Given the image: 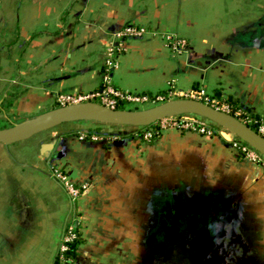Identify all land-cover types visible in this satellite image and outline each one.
<instances>
[{
	"label": "crops",
	"instance_id": "0c3cea01",
	"mask_svg": "<svg viewBox=\"0 0 264 264\" xmlns=\"http://www.w3.org/2000/svg\"><path fill=\"white\" fill-rule=\"evenodd\" d=\"M128 23L145 32L117 38ZM104 73L126 92L202 89L264 116V0H0V126L100 87ZM78 123L109 141L61 130L36 151L0 144V264H53L71 219L84 240L74 264H169L149 255L154 217L176 252L196 243L176 264H264V160L241 155L229 132L145 141L109 124L56 127Z\"/></svg>",
	"mask_w": 264,
	"mask_h": 264
},
{
	"label": "water",
	"instance_id": "95a60500",
	"mask_svg": "<svg viewBox=\"0 0 264 264\" xmlns=\"http://www.w3.org/2000/svg\"><path fill=\"white\" fill-rule=\"evenodd\" d=\"M180 115H193L208 120L233 134L264 157L263 136L232 114L202 101L187 98L167 99L142 109H112L95 102L58 106L24 121L0 128V144L10 145L20 142L69 122L90 121L136 129L164 118Z\"/></svg>",
	"mask_w": 264,
	"mask_h": 264
},
{
	"label": "built area",
	"instance_id": "2783aa9c",
	"mask_svg": "<svg viewBox=\"0 0 264 264\" xmlns=\"http://www.w3.org/2000/svg\"><path fill=\"white\" fill-rule=\"evenodd\" d=\"M145 32V28L142 26H139L134 23H128L126 24L118 33L117 38L121 39L124 37H130V36H141ZM168 40L171 42L172 47L175 49H182L185 47V42L182 39H170L168 37ZM113 47L111 45H108L106 47L105 52V68L108 71L109 68L115 66V61L113 59ZM180 98H187V99H194L198 101H202L216 109L222 110L224 112L230 113V107L223 102H219L218 100L208 96L202 89H190L189 91L182 93L180 95ZM164 100H167L163 98L162 96L155 95L153 97L145 94V93H129L122 91L120 89L115 88L112 83L111 79L108 75V73H104L102 78L101 86L91 90V91H85V92H76V93H60L57 94L55 97V101L59 106H64L68 104H76V103H83V102H95L100 105L112 108V109H132L133 107H136L138 105H145V104H157ZM127 107V108H126ZM136 109V108H135ZM233 116L238 117L242 116L243 113L240 109H235L234 112H232ZM196 116L193 115H180L176 117H168L161 119L157 122H155V129H147L143 130L142 132V138L145 141H149L152 139V136L154 133H161L164 130H167L169 128L174 129H185V130H194L196 132L209 135L210 132L205 129V127H199L197 128V121L195 120ZM244 121L251 122V119L248 115H244ZM239 119V118H238ZM199 122V121H198ZM202 123V122H201ZM142 128V127H141ZM135 129V128H134ZM137 129V128H136ZM257 133H259L261 136L264 137V119H260L257 126ZM80 138L83 139L84 136L80 134ZM93 139H99L96 136H92L91 140ZM233 147L240 153H242L247 158L261 162L264 160V157L260 155L258 152H256L254 149L249 147L247 144L243 143L240 140H234L232 142ZM57 176L62 180L65 181V178L62 174L58 173ZM66 187L68 190V193L71 194L73 197H76L79 191L77 189H74L72 186L66 183ZM72 238V235L65 236L63 239L66 241L68 239ZM64 245H59V250H64Z\"/></svg>",
	"mask_w": 264,
	"mask_h": 264
},
{
	"label": "rangeland",
	"instance_id": "374dc122",
	"mask_svg": "<svg viewBox=\"0 0 264 264\" xmlns=\"http://www.w3.org/2000/svg\"><path fill=\"white\" fill-rule=\"evenodd\" d=\"M112 83V82H111ZM112 85H113V83H112ZM115 88H117V89H120V88H118L117 86H115V84L113 85ZM121 90V89H120ZM123 91V90H122ZM126 92V91H125ZM129 93H132V92H129ZM170 97H168V99H169ZM55 103H56V101H55ZM154 104H143V105H138V106H136V107H133L132 109H142V108H147V107H150V106H153ZM55 106L56 107H58L59 105L56 103L55 104ZM55 108V107H54ZM127 108V107H126ZM43 111H46V109L45 110H43ZM23 112H21V115H25V114H22ZM195 118V120L198 122H203V123H205L207 126H211V127H214L215 129H216V131H219V130H221V131H224V132H227V131H225V130H223V129H221L220 127H218L217 125H215V124H213V123H211L210 121H208V120H205V119H202V118H200V117H194ZM81 122H90V121H81ZM85 124H87V123H78V124H76V125H73V127H68V126H72V125H66V126H64V127H54V128H51V129H49L48 131H46L45 133H42L41 135H38V136H36V137H34V138H32V139H29L28 141H26V140H22V141H20V142H16L17 144H21L22 142H24V147L26 148V149H29V151L31 150V151H36V150H38V140L39 139H43V138H45L46 136H49L51 133H56V132H58V131H61V130H66V131H76L77 129H84V128H87L88 126L87 125H85ZM88 124H90V125H94V124H99V123H93V122H90V123H88ZM6 124H2L1 126H0V128H2V127H7V126H5ZM8 125H10V124H8ZM108 126V125H107ZM130 130L131 132H133V128L132 127H123V126H119L118 127V129H117V131L119 130V131H121V130ZM228 134H230V136H232V138L234 139V140H239L238 138H236L233 134H231V133H228ZM88 140V139H87ZM16 143H13V144H15L16 145ZM10 145H12V144H10ZM160 216V215H159ZM154 219V221L151 223L152 225H151V227H152V229L150 230V231H153V234H154V236L152 237H149V240H148V249H149V253H148V251H147V253L151 256V258L154 260V261H157V262H160V261H162L163 262V260H168V262H169V264H173V263H179V261H183V262H185L186 260H187V258L188 257H191V256H193V252L191 253V244H196L195 243V241L193 240V239H191V238H189V239H191V240H189V243H191L189 246H187V245H185V251L183 252V253H181V252H176V247H177V245H176V241H175V237H169V236H165V235H163V237H161V235H159V230H157V232L156 231H154V230H156V228L157 227H159L161 224L160 223H157V222H155V220H157L156 219V217H154L153 218ZM162 229V228H161ZM164 229V231H167V228H163ZM169 232H170V235H172V234H174V233H176V229H173V228H170L169 230H168ZM160 238H164V241L162 242V244H160ZM202 237L200 236V239H201ZM206 244V243H205ZM165 248L167 249L166 250V257L167 258H165L164 256H163V252L165 251ZM187 249V250H186ZM151 253H154V254H151ZM164 257V258H163ZM160 259H162V260H160Z\"/></svg>",
	"mask_w": 264,
	"mask_h": 264
},
{
	"label": "trees",
	"instance_id": "16d2710c",
	"mask_svg": "<svg viewBox=\"0 0 264 264\" xmlns=\"http://www.w3.org/2000/svg\"><path fill=\"white\" fill-rule=\"evenodd\" d=\"M145 94H147L151 97L156 95V94H150V93H145ZM221 102H225L230 107V113L231 114H233L232 112H234L235 109H240L243 113L242 116L237 117L240 120L244 121V118H243L244 115H248L249 118L251 119V122H246V124L255 131H257V126H258V122L260 121V119H264V116H257L255 114H252L246 108H244L240 105H237L235 102H233L231 100L226 99V100H223ZM196 124H197V128L202 127V126L205 127V129L210 132L209 135L217 132L214 127L207 126L203 122L202 123L197 122ZM147 129H155V124H151V125H148V126H145L142 128H137V129L133 130L131 135H135L137 137H140L143 140L142 132H143V130H147ZM181 130L185 131V129H181ZM190 131H194V130H190ZM70 134H82L85 139H91L92 136H96L101 140H108L107 138L110 139L109 134L107 135L104 132H102L101 127H98V126L87 127V128L79 129L76 131H71ZM158 135H159V133H154L152 136V139H154ZM240 154L243 155L241 152H240ZM70 235H72V238H70L66 241L63 239L65 236H70ZM83 241L84 240H83L81 233H80V230H79V224L76 222L75 219L69 220L65 225L63 236H62L61 241H60V245L61 244L64 245L65 249L64 250L58 249L56 256L54 258L53 264H74L76 261L77 254H78V248L83 243Z\"/></svg>",
	"mask_w": 264,
	"mask_h": 264
}]
</instances>
